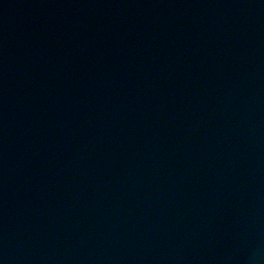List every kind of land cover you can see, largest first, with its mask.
<instances>
[{"label":"water","instance_id":"water-1","mask_svg":"<svg viewBox=\"0 0 264 264\" xmlns=\"http://www.w3.org/2000/svg\"><path fill=\"white\" fill-rule=\"evenodd\" d=\"M178 1L0 0V264H264V0Z\"/></svg>","mask_w":264,"mask_h":264}]
</instances>
